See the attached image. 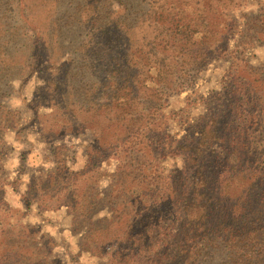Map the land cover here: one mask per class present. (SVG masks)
Returning <instances> with one entry per match:
<instances>
[{
    "label": "trees",
    "instance_id": "trees-1",
    "mask_svg": "<svg viewBox=\"0 0 264 264\" xmlns=\"http://www.w3.org/2000/svg\"><path fill=\"white\" fill-rule=\"evenodd\" d=\"M243 2L0 0V264H58L3 197L5 137L34 127L46 146L91 137L80 169L51 149L22 195L27 209L65 207L80 249L108 264H264V70L229 52ZM256 21L263 45L264 13ZM152 24L160 38L144 44ZM226 56L220 92L168 110ZM14 82L22 110L4 103Z\"/></svg>",
    "mask_w": 264,
    "mask_h": 264
},
{
    "label": "rangeland",
    "instance_id": "rangeland-1",
    "mask_svg": "<svg viewBox=\"0 0 264 264\" xmlns=\"http://www.w3.org/2000/svg\"><path fill=\"white\" fill-rule=\"evenodd\" d=\"M144 12H149V9L145 8ZM263 13L264 0H244L241 6L234 8L230 13V16L236 22L237 31L229 42V52H236L241 55L240 58H244L252 69L264 70V44L261 45L257 42L256 32V19ZM20 33L21 35H27L24 28H22ZM143 34H145V39L141 40V42L144 44L159 39L161 35L153 24ZM24 41V38L21 37L20 43ZM229 67L228 56L213 61L205 71L196 77L191 87L184 90L181 94L170 98L168 110L181 109L188 97L192 99L209 98L220 92ZM17 73H20V71L14 72L13 77ZM40 84L41 81L36 77V74L28 77L27 86H29V89L26 91L25 88L28 99L33 97ZM17 88V83H12L4 103L10 104L9 102H11L14 105L12 108L18 107V110H22V104L17 99ZM46 108L48 107H42L40 113H50V109ZM26 117L27 125V121H30L32 116L26 115ZM27 131L24 136H19L11 131L5 137V142L10 148V156L4 162L9 179L8 186L4 188L3 197L7 208L17 211L13 213L14 221L11 220L10 222L21 224L22 226H31L39 235L45 236L47 238L45 241L47 243L50 241L52 245L50 258L57 260L58 264H108V256L98 258L92 256L84 249H80L79 241L81 235L78 232L79 227L76 226L65 207H59L55 210L53 208L40 210L33 203L27 209L23 205L22 199L30 177L38 169L49 167L48 160H45L49 150L62 147L61 152L64 154L65 161L67 162L69 159L68 166L73 170L80 169L85 162L87 146L91 143L89 133L70 135L65 137L60 143L52 141L49 142V146H46L40 140L39 133L35 127ZM170 133L178 136L183 134L174 124L170 128ZM108 166L110 167L109 171H112L114 164L111 163ZM103 168L108 170L106 165H103ZM106 186L107 183L104 181L101 188ZM98 217H103V215L99 214ZM4 220H8V216ZM108 250L113 251L110 247Z\"/></svg>",
    "mask_w": 264,
    "mask_h": 264
}]
</instances>
